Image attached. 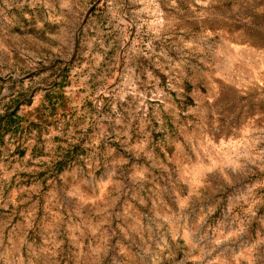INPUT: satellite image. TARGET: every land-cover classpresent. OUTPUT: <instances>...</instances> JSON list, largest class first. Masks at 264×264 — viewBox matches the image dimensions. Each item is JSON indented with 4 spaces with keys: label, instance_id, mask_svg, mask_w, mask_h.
<instances>
[{
    "label": "rangeland",
    "instance_id": "1",
    "mask_svg": "<svg viewBox=\"0 0 264 264\" xmlns=\"http://www.w3.org/2000/svg\"><path fill=\"white\" fill-rule=\"evenodd\" d=\"M0 264H264V0H0Z\"/></svg>",
    "mask_w": 264,
    "mask_h": 264
}]
</instances>
